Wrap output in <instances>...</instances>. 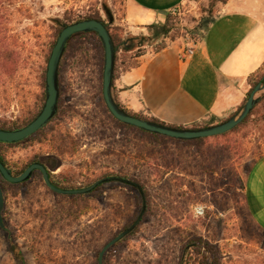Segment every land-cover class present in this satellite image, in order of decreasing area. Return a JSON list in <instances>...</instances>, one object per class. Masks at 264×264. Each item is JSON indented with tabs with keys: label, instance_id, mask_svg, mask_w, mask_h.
<instances>
[{
	"label": "rangeland",
	"instance_id": "374dc122",
	"mask_svg": "<svg viewBox=\"0 0 264 264\" xmlns=\"http://www.w3.org/2000/svg\"><path fill=\"white\" fill-rule=\"evenodd\" d=\"M211 1L185 0L168 12L176 23L165 41H183L189 43L184 49H192L199 40L195 29L203 34L230 2L264 24V0H227L226 4L216 0L210 8ZM125 4L126 0H15L7 7L6 34L18 37L24 61L7 83L0 121L18 120L24 101L30 103L31 95L41 91L39 75L54 40L53 20L70 24L67 17L98 13L108 22L106 7L113 15L112 28L122 38L137 36L124 23ZM143 32L138 35L149 36L156 46L163 39L156 30L144 27ZM100 73L95 39L73 40L59 65L58 112L45 127L43 139L36 137L6 150L11 167L17 170L35 155L49 167L57 165L50 169L54 182L71 178L75 185H84L100 168L125 166L144 183L149 205L142 222L105 253V264H198L191 245L200 240L216 249L219 264H264V231L248 216L242 193L251 163L264 155V108L230 137L228 161L215 164L208 149L220 148L221 139L202 145L152 142L118 127L104 112ZM262 94L257 95L260 100ZM2 192L3 220L11 243L0 231V264H19L10 245L25 264H96L102 247L141 209L135 193L126 188L108 185L93 195L66 197L51 193L37 176L22 187L3 185ZM195 206L203 207L202 217L194 216Z\"/></svg>",
	"mask_w": 264,
	"mask_h": 264
},
{
	"label": "crops",
	"instance_id": "0c3cea01",
	"mask_svg": "<svg viewBox=\"0 0 264 264\" xmlns=\"http://www.w3.org/2000/svg\"><path fill=\"white\" fill-rule=\"evenodd\" d=\"M184 1L126 0L124 23L132 35L142 34L144 26L161 25ZM230 3L192 46V55L183 58L189 43L176 41L157 53L149 48L136 67L120 69L114 92L121 107L184 128L231 115L248 91L246 78L264 64V24ZM244 200L251 220L264 231V155L246 173Z\"/></svg>",
	"mask_w": 264,
	"mask_h": 264
},
{
	"label": "trees",
	"instance_id": "16d2710c",
	"mask_svg": "<svg viewBox=\"0 0 264 264\" xmlns=\"http://www.w3.org/2000/svg\"><path fill=\"white\" fill-rule=\"evenodd\" d=\"M14 1L15 0H0V101L3 100L4 94L6 92L5 90H8V89H6L7 83H8V81H10V79L13 78V74L16 72L17 65H19L20 62L24 61V58L22 56L23 50H22L20 43L18 42L19 41L18 37L7 36V34H6L7 29L4 27L5 25H4L3 19L8 14V10H7L8 8L7 7H10L14 3ZM215 2H216V0L211 1L210 8L213 7ZM221 2L223 4H226L227 0H221ZM104 10H105V13L107 15L108 22H104L98 13L84 15V16H78L77 18H72V19H70V17L69 18L67 17L66 20L69 21V23H72V22H76L79 20L95 19V20L101 21L105 25L106 29L108 30V32L112 38V41H113V44H114V47L116 50L114 73H113V84H112V95H113L115 102L120 106V108H122L121 105L119 104L117 97L115 95V92H114V81L116 79L117 72L119 70V65L122 66L125 71L129 70V69L137 66V59L139 57H141L142 55H144L148 48H151L152 52H154V53H157L161 50L169 48L171 46L173 40L170 42H166L165 39L167 38L168 34L172 31L176 21H175L174 17H172L170 14H167L164 22L161 25L151 24L148 26H144L146 29L156 30V33L158 36H163L162 41L159 44H157V46H156V45L150 43V41H151L150 37L145 36V35L129 36L127 38H122L117 33L118 30L112 28L113 22L109 21L110 17L113 16L112 13L106 7L104 8ZM209 13L210 14L207 18H209V20H211L213 18L212 11H209ZM53 21H54V25L56 27V30H55L54 40L51 42L50 46L47 49V53L45 54V64H47L48 57H49L51 49L55 43V40L58 36V33L60 32L62 27L64 25H66L65 22H61L60 20H53ZM205 32L203 34H198L197 30L195 29L193 34L197 35V36L199 35L198 42H201L203 40ZM88 36H92L95 39L97 46L99 48V59L101 62V73H102L103 50H102V46H101V43H100L98 37L94 33H80V34H77V35H74L73 37H71V39L66 44L65 51H64V54L62 56L60 65L63 63V61L67 55V51L69 50V46L72 43V41L77 39V38L88 37ZM119 55H120V58H119ZM45 69L46 68L43 67L41 70V73L39 75L41 91L37 94L31 95V102L30 103H27L26 101H24L23 104L25 105L24 106L25 109H24V112L22 113L21 117L18 120L14 121V122L0 121V129L12 130V129L23 127L24 125L28 124L38 114V112L42 108V105H43L44 100H45V94H44ZM101 73H100V81H102V74ZM263 77H264V64H263L262 68L256 70L255 72H253L252 74H250L246 78V83L248 85V91L245 95V98H244L243 102L241 103V105L231 115H229L226 119H224L222 121H217L213 118H210V119L204 120L200 123L193 124L190 128H192V129L206 128V127L221 123V122L227 120L228 118H230L231 116H233L240 109V107L246 102L251 90L258 83H260V82L262 83L264 81ZM101 102H102L105 114H107L109 116V118L114 123H116V125L118 127L131 129V130L135 131L136 133L140 134L142 136V138L147 139L148 141L157 142V141H161V140H167L170 142H175L177 144L202 145L203 143H205L209 139H214V140L221 139L223 144L220 148H217L212 152H211V149H208V155L210 157H213V162L215 164H219L221 162V160H223V159L228 161L226 156L229 155L230 150H231V147H230L231 139H230V137H232L234 135H238L242 131V129L247 125L251 116H253L254 113L257 112V110L259 108H262V109L264 108V94L261 95L260 102L253 108L250 115L240 125L235 127L233 130H231V131H229L223 135H220V136L203 138V139H198V140H193V141L173 140L170 138H166V137L155 135V134H150V133L143 132L139 129H136V128H133L130 126L123 125V124L117 122L115 119H113V117L107 111L102 99H101ZM58 108H59V106H58ZM129 114L134 116V117H137L139 119H144V120H149L152 122L160 123L158 120H156L154 118H148L142 114H131V113H129ZM174 128L185 129L184 127H174ZM44 131H45V128L38 131L36 134L31 136L25 142L32 140L36 137H38V140H40V138L43 139ZM22 143L23 142L18 143V144H14V145L0 144V161L2 162V164L6 168H8L11 171V173L14 176L20 175L32 163L42 164L48 172L49 179H50L51 183L54 186L61 188V189L84 188V187L91 185L92 183H94L95 181H97L101 178L108 177V176H119V177H123L126 179H130V180L138 183L142 187L145 198H146V209H147L149 204H147L148 194H147V190L145 188V185L143 182H141L140 179L134 177L131 174V172L129 170H127V167L118 166V168H116V167L115 168H109V167L100 168L99 170L94 172L93 177L89 178L85 182L84 185H79V186L75 185L71 178H63L62 182H54L52 179V176H51L50 169H55L57 165L51 164L49 167L45 163V161L38 159V157L35 155L28 158L27 161L25 163L21 164L17 170H14L11 167L9 160L7 159V157L5 155V152L7 149L13 148V147L20 145ZM220 157H222V158H220ZM169 165H170V163L165 162L166 167H169ZM36 176L42 180L40 172L34 171L31 175V177L27 181L20 183V184H15V185L9 184V183L3 181L0 177V187H1L2 191H3V185L22 187V186L26 185L31 179L35 178ZM108 185L115 187V188L116 187L117 188H126V189H129L130 191L134 192L137 199L139 200V204L141 205V203H142L141 198H140L137 190H135L129 186H126L124 184H120V183L103 184L88 194L76 195V196H66V197H85V196L93 195V194H96L97 192H99L101 189L102 190L105 189L106 186H108ZM50 192L53 194H56L52 191H50ZM242 193H243V199H244V185L242 187ZM61 196H64V195H61ZM244 205H245V200H244ZM146 211H145V213H146ZM246 212H247L248 216L250 217L247 209H246ZM137 216H138V214H136L135 218L124 229L129 227L135 221ZM136 229L132 233H130L128 236L133 234L136 231ZM123 230H121V232ZM0 231L4 234L6 240L9 243H11V234L7 230V227H6L5 222L3 220V212H2V226H0ZM191 247H192V249H194L196 251V254L199 256V263L198 264H219V259H218L216 249L213 246L209 245L207 242L200 240V241L192 243ZM10 252H11L12 256L14 257V259L19 264H25L24 259L21 256V253L17 250V248L15 246L10 245ZM99 252H98V254H99ZM98 254L96 257V264H98ZM102 264H105L104 260L102 261Z\"/></svg>",
	"mask_w": 264,
	"mask_h": 264
},
{
	"label": "water",
	"instance_id": "95a60500",
	"mask_svg": "<svg viewBox=\"0 0 264 264\" xmlns=\"http://www.w3.org/2000/svg\"><path fill=\"white\" fill-rule=\"evenodd\" d=\"M109 21H113L112 17H110ZM80 33H94L101 43L103 50L101 95L107 111L117 122L139 129L143 132L163 136L178 141H193L223 135L240 125L250 115L253 108L260 101V97H258L257 95L264 91L263 81L262 83H258L251 90L246 102L233 116L221 123L206 128L180 129L149 120L139 119L120 108V106L115 102L113 98L112 84L116 50L112 38L105 25L101 21L95 19L79 20L70 24H66L62 27L51 49L45 69V100L42 108L40 109L38 114L23 127L12 130L0 129V144L14 145L24 142L31 136L36 134L38 131L45 128L54 119L58 112V100L60 95L58 82L59 65L64 54L67 42L71 39V37ZM34 171L40 172L43 183L50 191L64 196L85 195L106 183H120L137 190L142 202L138 216L129 227L118 233L102 247L98 254V264H102L103 257L110 248L127 237L139 226L145 214L146 198L143 189L138 183L130 179L119 176H108L101 178L84 188L61 189L51 183L46 168L40 163H32L20 175L14 176L11 171L6 168L0 161V177L3 181L9 184L15 185L27 181ZM3 204V192L0 187V226H2Z\"/></svg>",
	"mask_w": 264,
	"mask_h": 264
},
{
	"label": "built area",
	"instance_id": "2783aa9c",
	"mask_svg": "<svg viewBox=\"0 0 264 264\" xmlns=\"http://www.w3.org/2000/svg\"><path fill=\"white\" fill-rule=\"evenodd\" d=\"M172 11H174V10H172ZM192 51H193V49H191V48H190V49H189V48H187V49H183L182 52H181V55H182L183 58H185V57H187V56L192 55ZM192 212H193V214H194V216H195L196 218H199V217H202V216H203V214H204V209H203V207L195 206V207L193 208Z\"/></svg>",
	"mask_w": 264,
	"mask_h": 264
}]
</instances>
